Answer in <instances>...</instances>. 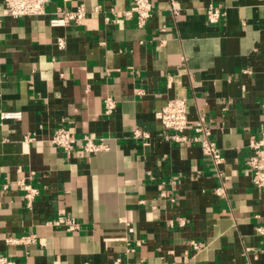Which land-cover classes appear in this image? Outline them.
I'll use <instances>...</instances> for the list:
<instances>
[{
	"label": "crops",
	"instance_id": "obj_1",
	"mask_svg": "<svg viewBox=\"0 0 264 264\" xmlns=\"http://www.w3.org/2000/svg\"><path fill=\"white\" fill-rule=\"evenodd\" d=\"M149 1L139 27L111 21L133 0H49L42 15L19 18L4 16L0 0V114L20 113L0 117V256L264 264V189L246 165L264 130V0ZM79 5L81 23L50 26ZM209 7H220L218 22L207 20ZM107 97L116 102L110 115ZM176 98L186 100L190 126L205 120L217 169L156 119ZM59 127L108 149L87 154L77 142L67 156L50 142ZM18 183L36 190L31 202ZM22 237L33 242L6 241Z\"/></svg>",
	"mask_w": 264,
	"mask_h": 264
},
{
	"label": "built area",
	"instance_id": "obj_2",
	"mask_svg": "<svg viewBox=\"0 0 264 264\" xmlns=\"http://www.w3.org/2000/svg\"><path fill=\"white\" fill-rule=\"evenodd\" d=\"M48 1L49 0H4L2 14L13 18L39 16L44 13V8ZM151 12L152 6L149 0H133V4L126 10H111V21L119 23L121 20L134 18L137 25L142 27L150 18ZM222 14L220 7H209L206 10V18L210 23L218 22ZM85 17V10L79 5L70 10L62 11L60 17L50 20V26L62 27L70 23L79 24ZM59 45L62 47L61 41ZM115 108V100L111 97H107L104 100V114L110 115ZM0 117L1 119H18L20 113L5 111L1 112ZM155 117L160 122L163 129L174 133L168 136L169 139L180 143H197L203 154L209 157L216 169L222 163V157L209 138L210 132L205 120L200 118L198 123H195L193 126L189 125L187 119V104L184 98L169 100L161 109L155 112ZM189 127L196 133L192 138H188L184 135ZM134 136L137 137L138 133L134 132ZM50 142L67 156L71 155L77 142H80L79 146L81 150L87 154H95L108 149L107 145L102 142V140L96 142L93 137L90 136L83 137L81 141H77L71 137L70 132L64 127L56 129ZM249 148L250 155L247 158L246 165L252 174L251 181L256 188L264 189V130L260 133L258 138L250 140ZM18 184H20L25 192V199L31 202L37 194L36 190L29 185ZM218 194H220V190ZM73 228L74 225L69 223L68 230H72ZM257 230L260 233L263 232L261 228H257ZM6 241L10 244L29 243L33 242V237H22L19 239L8 238ZM198 247L199 245H194L195 249ZM0 264H16V262L6 256H0Z\"/></svg>",
	"mask_w": 264,
	"mask_h": 264
}]
</instances>
